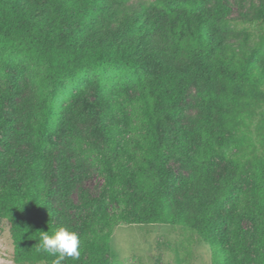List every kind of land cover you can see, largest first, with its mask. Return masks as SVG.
<instances>
[{
	"label": "trees",
	"instance_id": "trees-1",
	"mask_svg": "<svg viewBox=\"0 0 264 264\" xmlns=\"http://www.w3.org/2000/svg\"><path fill=\"white\" fill-rule=\"evenodd\" d=\"M210 1L156 0L128 14V0H0V131L31 148L0 152V219L12 226L14 264H55L58 254L39 241L60 227L80 240L79 257L60 264H108L120 224L181 226L220 264H264V155L253 137L235 134L254 122V94L264 90V9L258 34H237L226 1ZM194 85L192 129H171ZM90 91L103 139L96 150L79 131ZM63 133L103 179L104 205L82 210L80 227L54 205L73 188L70 157L54 143ZM173 153L190 168L179 181ZM219 158L230 163L220 176ZM223 224L227 243L213 236Z\"/></svg>",
	"mask_w": 264,
	"mask_h": 264
},
{
	"label": "rangeland",
	"instance_id": "rangeland-1",
	"mask_svg": "<svg viewBox=\"0 0 264 264\" xmlns=\"http://www.w3.org/2000/svg\"><path fill=\"white\" fill-rule=\"evenodd\" d=\"M156 0H128L123 10L128 14L137 13L143 6L149 5ZM231 8L229 21L231 28L237 34L244 29L255 30L254 20L260 17V10L264 9V0H225ZM215 0H211L209 6H213ZM233 41H237L234 37ZM200 88L192 86L185 102L182 104L183 117L180 121H171V129L178 124L181 127L191 130L193 121L199 113ZM84 110L87 119L79 125L80 136L85 139L94 150L103 146V139L99 128L97 96L94 91L83 99ZM254 122L236 135H249L254 138L256 153L264 155V90L254 94ZM93 113V114H92ZM7 119L17 127L21 124L12 110L11 105L7 106ZM58 150L67 152L70 157L73 170V188L68 198L63 199L58 193L54 199V205L66 213L72 223L80 227V213L85 208L94 207L96 210L103 207L101 196V184L103 179L99 174L97 166L85 158L84 155L73 151L66 133L54 139ZM10 146L27 156L31 148L18 140L14 131H0V152L5 153ZM255 149V148H253ZM216 175L225 173L230 163L225 159H217ZM173 179L179 181L190 174V168L184 158L176 153L172 154L169 164ZM56 181V180H55ZM56 189V183L54 184ZM224 220V219H223ZM245 228L249 236L253 235L250 224L245 222ZM228 226H223L213 234L218 240L227 243ZM111 252L107 256L108 264H220L215 253L209 244L195 232L181 226H170L166 224L149 225H118L111 235ZM14 254L12 238V226L6 219H0V260L4 264H14L11 258ZM38 264H47L40 262Z\"/></svg>",
	"mask_w": 264,
	"mask_h": 264
},
{
	"label": "clouds",
	"instance_id": "clouds-1",
	"mask_svg": "<svg viewBox=\"0 0 264 264\" xmlns=\"http://www.w3.org/2000/svg\"><path fill=\"white\" fill-rule=\"evenodd\" d=\"M79 246L80 240L77 234L68 228L60 227L52 235H49L48 232H41L39 247L43 251L58 254L55 264H60V261L65 257H79ZM0 264H4V262L0 260Z\"/></svg>",
	"mask_w": 264,
	"mask_h": 264
}]
</instances>
